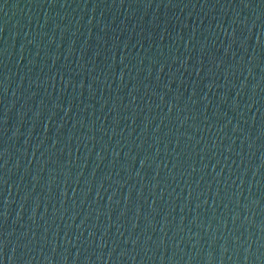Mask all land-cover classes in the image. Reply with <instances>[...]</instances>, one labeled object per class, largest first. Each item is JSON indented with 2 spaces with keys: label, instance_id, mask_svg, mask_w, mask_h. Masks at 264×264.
Masks as SVG:
<instances>
[{
  "label": "water",
  "instance_id": "water-1",
  "mask_svg": "<svg viewBox=\"0 0 264 264\" xmlns=\"http://www.w3.org/2000/svg\"><path fill=\"white\" fill-rule=\"evenodd\" d=\"M0 264H264V0H0Z\"/></svg>",
  "mask_w": 264,
  "mask_h": 264
}]
</instances>
